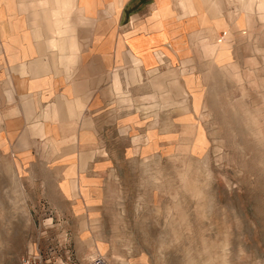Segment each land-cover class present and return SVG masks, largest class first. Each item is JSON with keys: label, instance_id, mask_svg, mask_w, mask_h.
Here are the masks:
<instances>
[{"label": "rangeland", "instance_id": "374dc122", "mask_svg": "<svg viewBox=\"0 0 264 264\" xmlns=\"http://www.w3.org/2000/svg\"><path fill=\"white\" fill-rule=\"evenodd\" d=\"M30 1L0 0V264H264V3L203 0L151 69L74 3L64 73Z\"/></svg>", "mask_w": 264, "mask_h": 264}, {"label": "crops", "instance_id": "0c3cea01", "mask_svg": "<svg viewBox=\"0 0 264 264\" xmlns=\"http://www.w3.org/2000/svg\"><path fill=\"white\" fill-rule=\"evenodd\" d=\"M203 0H31L40 6L39 11H32V21L30 22L33 34L50 35L54 32L57 34L53 39L56 52L50 53V64L62 66L63 72H66L67 65L73 60L75 50L77 48L75 39L70 33L73 22L68 18L61 17L67 15L74 3L81 10L90 13V15L99 9H104V18L117 20V23H129L122 33L119 27L114 26L108 30V34L102 33L95 41L92 38L86 44V50L95 43L99 46H93L91 49L101 51L102 46H106V50H113L112 58L117 53L115 64L122 62V53L129 52L133 56H137L143 68H154L158 65L157 56L162 55L165 63L172 61L174 55L180 52L181 39L189 30H205L200 23L205 20L206 8ZM252 0H239L246 8ZM258 6H263L264 0H258ZM215 10V8H212ZM212 11V10H211ZM37 20V21H36ZM122 20V21H121ZM131 22V24H130ZM42 27V30H40ZM211 30V27L209 28ZM94 31L92 30V34ZM118 33V34H116ZM116 37H118L116 39ZM40 40L37 38V43ZM42 41V40H41ZM40 41V42H41ZM39 42V43H40ZM208 44V43H207ZM206 44V45H207ZM39 48V45H36ZM97 48V49H94ZM84 48H81L82 51ZM159 53V54H157ZM136 58V57H135ZM115 59V57H114ZM134 59V57H131ZM158 59V58H157ZM61 63H56V61ZM159 60V59H158ZM103 66L105 64H102ZM55 68V66H53ZM26 68V67H25ZM24 65L17 66V70L24 71ZM135 73V72H134ZM135 74H131L134 76ZM114 75V85L117 87ZM86 78V83H89ZM156 87L162 85L161 80H154ZM86 91L88 92V86ZM88 98V96H87ZM86 98V99H87ZM55 106V102L51 104ZM69 106V107H67ZM57 108L67 107V113H76L70 102L57 100ZM44 117L50 116V110L43 111ZM33 128L38 129L35 124Z\"/></svg>", "mask_w": 264, "mask_h": 264}]
</instances>
